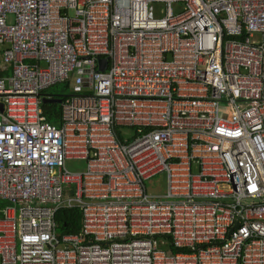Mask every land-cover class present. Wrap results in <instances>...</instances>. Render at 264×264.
I'll list each match as a JSON object with an SVG mask.
<instances>
[{"label": "built area", "instance_id": "obj_1", "mask_svg": "<svg viewBox=\"0 0 264 264\" xmlns=\"http://www.w3.org/2000/svg\"><path fill=\"white\" fill-rule=\"evenodd\" d=\"M0 108V264H264V0H0Z\"/></svg>", "mask_w": 264, "mask_h": 264}, {"label": "trees", "instance_id": "obj_2", "mask_svg": "<svg viewBox=\"0 0 264 264\" xmlns=\"http://www.w3.org/2000/svg\"><path fill=\"white\" fill-rule=\"evenodd\" d=\"M66 88L70 87L69 82H66ZM67 88V89H68ZM44 95V94H43ZM51 98H56L58 102H53L51 99L43 102L42 109L47 117V120L52 125H56L57 122H60V115H61V107L60 104L64 99V94L61 95H49ZM44 97H46L44 95ZM54 125V126H55ZM121 129L116 128L115 133L119 141L123 142L124 139L121 137L120 133ZM56 224L57 229L56 231L60 234H77L81 230V223H82V216L79 209H70V210H60L56 214Z\"/></svg>", "mask_w": 264, "mask_h": 264}, {"label": "rangeland", "instance_id": "obj_3", "mask_svg": "<svg viewBox=\"0 0 264 264\" xmlns=\"http://www.w3.org/2000/svg\"><path fill=\"white\" fill-rule=\"evenodd\" d=\"M9 22L12 23V17L9 18ZM68 88V87H67ZM66 88V84H59L52 87L45 92V95H61L69 96L71 94L72 87ZM46 98V97H45ZM56 99V98H55ZM226 113L228 115V109L226 106H222L221 114ZM121 137L126 140L134 136V132L130 129H121ZM85 163L79 161H70L66 164V167L70 171H80L84 169ZM146 189L149 195L161 196L166 193V176L164 174L157 175L146 182ZM9 205L7 202H0V207Z\"/></svg>", "mask_w": 264, "mask_h": 264}, {"label": "crops", "instance_id": "obj_4", "mask_svg": "<svg viewBox=\"0 0 264 264\" xmlns=\"http://www.w3.org/2000/svg\"><path fill=\"white\" fill-rule=\"evenodd\" d=\"M47 92V91H46ZM45 95V94H44ZM46 96V98L43 96V102H45V101H47V100H52L53 102H58V100H56L55 98H51V96H49V95H45ZM55 125V124H54ZM56 127H59L60 126V122L58 123L57 122V124L55 125Z\"/></svg>", "mask_w": 264, "mask_h": 264}, {"label": "water", "instance_id": "obj_5", "mask_svg": "<svg viewBox=\"0 0 264 264\" xmlns=\"http://www.w3.org/2000/svg\"><path fill=\"white\" fill-rule=\"evenodd\" d=\"M105 65V62L104 61H101V67L103 68V66ZM1 110V108H0Z\"/></svg>", "mask_w": 264, "mask_h": 264}]
</instances>
